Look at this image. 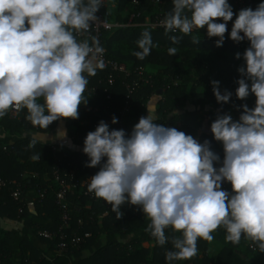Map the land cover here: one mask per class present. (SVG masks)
Returning <instances> with one entry per match:
<instances>
[{"label": "clouds", "instance_id": "obj_1", "mask_svg": "<svg viewBox=\"0 0 264 264\" xmlns=\"http://www.w3.org/2000/svg\"><path fill=\"white\" fill-rule=\"evenodd\" d=\"M172 3L171 12L160 21L166 33L190 35L206 28L208 38H218V47L235 15L229 38L249 42L242 54H236L244 64L237 69L235 95L241 101L254 95L255 105H240L236 120L222 114L211 123L214 140L223 146L222 161L209 140L200 143L158 123L149 109L130 134L110 129L101 120L84 139L86 166H99L87 190L110 204L116 219L123 217L121 206L126 203L140 208L150 220L145 231L159 246L169 242L166 229L180 233L171 238L174 250L166 251L168 264L195 257L198 239L211 242L220 227L226 230V242L238 245L243 237L264 253V0L238 14L229 0ZM103 4L104 0H0V117L26 109L27 119L41 129L61 118H79V106L87 103V77L106 65L99 41L93 37L90 44L77 36L90 31ZM180 39L170 37L173 44ZM192 39L200 44L199 37ZM137 45L140 50L133 55L140 60L158 47L148 30ZM177 52L176 47L168 48L169 55ZM211 83L217 102L228 103L232 92L222 94L220 82ZM41 98L43 103L38 102ZM117 122L113 116L111 123ZM65 135V130L57 133ZM225 181L231 192L222 189Z\"/></svg>", "mask_w": 264, "mask_h": 264}, {"label": "trees", "instance_id": "obj_2", "mask_svg": "<svg viewBox=\"0 0 264 264\" xmlns=\"http://www.w3.org/2000/svg\"><path fill=\"white\" fill-rule=\"evenodd\" d=\"M139 1L140 3L134 6L131 0H114V5L108 6L110 19L121 20L123 16L135 10L141 12L138 21H142L146 15L153 16L156 7L148 0ZM235 2L236 0H229L234 13L238 14L239 9L235 6ZM260 2L261 0H251V4L243 8L255 9ZM108 3L110 5L112 2ZM161 8L166 17L173 8L172 0H164ZM125 9L126 12H124ZM145 30L151 33L153 43L158 47H153L150 55L140 60L133 53L140 50L137 41ZM172 35L181 37L179 44L172 43L170 40ZM193 36L200 38V44L193 43ZM216 39L218 38L207 37L206 28L194 30L190 35H184L179 31L166 33L146 26L117 29L110 33L103 41L107 56L124 63L128 68L142 67L151 75L154 82L153 86L143 85L132 94L131 110L125 119V128H128L127 121L130 116H134L136 123L141 116H145L149 99L156 96L158 100L155 104V112L158 123L198 137L200 143H203L205 139L209 140L212 150L219 154L222 161L223 146L214 140L213 134L211 132L197 134L201 121L207 117L211 125L217 116L222 114H231L236 120L242 112L239 106L246 103L250 108L254 107L255 96L250 95L246 100L241 101L235 95V89L238 87L236 81L240 78L237 69L244 64L242 55L240 59H237L236 54H242L249 46V42L245 40L236 43L229 38L228 34H225V41L218 47ZM169 47H176L178 52L175 55H169ZM108 74L109 71L104 68L98 69L95 76L87 77L89 83L84 93L87 103L79 106L78 119H66L69 135L75 144H84V141L81 142L75 137V134L82 132L86 137L90 126L81 122L96 120L91 112L95 105L108 104L115 114L122 106L127 94L122 84L124 74L115 72L112 85L106 83ZM213 80L220 82L222 94L225 90L232 92L228 103L217 102L211 83ZM92 86L97 87V92L94 94L90 92ZM104 88H107L111 95L109 101L103 92ZM38 102L43 103V99L41 98ZM187 104H190L192 108L185 109L183 112L177 111L179 108L186 107ZM27 115V110L23 109L19 111L15 119L9 117V112L4 117H0V127L4 133L3 137L0 136V176L10 180V184L2 195L4 204L0 207V218L3 216L12 219L29 217L33 233H37L39 229V231H53L60 224V212L54 203L57 185L50 174L52 152L48 146L42 153V144L36 141L34 146H30L34 140L23 136V133L30 129L49 131L55 127L57 121L53 122L48 129H41L34 127L27 119ZM126 129L124 130L128 133ZM14 139L18 140L12 145H6L5 150L2 149L4 142ZM56 146L59 148L62 159L72 163L74 182L77 183V187L73 188L67 196L71 228L75 229L79 235L87 236L77 249L70 248L66 252L59 253L55 240H48L39 235L40 239L48 244L50 251L48 253L32 243L29 230H8L0 226V264H168L165 259L166 251L174 250L171 238L181 234L174 232L171 228L166 229L169 242L159 246L155 238L145 231L150 220L140 208L127 203L121 206L123 217L116 219L110 204L96 198L95 195L93 198L85 195L90 177L99 170V166L87 167L89 158L86 154L80 151H65ZM35 156L41 158L33 159ZM24 171L35 172L38 177L33 178L29 174L22 178L21 174ZM43 175H48V183L42 179ZM16 183H20L22 190L24 187H31L33 190L35 214H30L24 205L19 212L20 204L10 194ZM43 189L45 193L43 197H39L38 191ZM222 189L231 192L230 182ZM78 220H81L80 225L77 224ZM212 235L221 244V248L216 253L207 255L209 241L198 239V254L195 257L190 260L173 261L172 264H264V253L259 252L251 241L242 237L238 245L226 242V230L222 227ZM102 237L106 238L103 245L96 247L92 253L75 259L83 251L96 245ZM123 237L126 240H123ZM150 243H153L152 247L149 246Z\"/></svg>", "mask_w": 264, "mask_h": 264}, {"label": "built area", "instance_id": "obj_3", "mask_svg": "<svg viewBox=\"0 0 264 264\" xmlns=\"http://www.w3.org/2000/svg\"><path fill=\"white\" fill-rule=\"evenodd\" d=\"M109 1L112 3L109 5ZM151 5L156 7V12L153 16L146 15L142 21H138V18L141 16L140 11H131L126 16H123L121 20H111L110 19V11L109 7L114 5V0H104L103 6L100 8L99 12L97 13L98 20L95 21L91 29L88 33H84L83 35H78V40L87 39L89 43H92V38L95 37L96 40L99 41V45L104 49L102 59L106 65V69L109 71L108 76L106 77V83L108 85H112L114 83V73H123L124 80H123V87L126 89L127 94L122 103V106L117 114H115L108 104L106 105H95L91 112L93 116L96 118L93 122L83 120L82 124H86L90 126L89 131H94L98 123L103 120L109 124L110 128L118 127L122 129L125 128V119L131 110V101H132V94L136 92V90L143 86L149 85L153 86L154 82L150 74L145 72L142 67H134L128 68L124 63L118 62L113 60L107 56L106 49L103 46L104 39L113 31L117 29H126V28H135L146 26L154 29H160L165 31L164 27L160 25V21H162L165 16L163 15L162 11V4L164 0H148ZM131 3L134 6H137L140 1L139 0H131ZM251 0H236L235 6L240 10L241 8L250 5ZM234 21V20H233ZM233 21H229L227 23L228 33L231 31ZM223 22V21H218ZM91 93L97 92V87L92 86L90 88ZM105 93V97L107 101L111 100V95L108 92L107 88L103 89ZM19 111L9 110V117L11 119H15L18 116ZM115 116L118 118V122L116 124H112L111 120L112 117ZM127 132L130 134L131 130L129 128L126 129ZM211 132L210 124L208 122V118L205 117L200 124L198 129V133H207ZM75 137L80 140L81 142L84 141L85 135L81 133L75 134ZM3 150L6 149L4 146ZM52 152V167H51V178L54 183L57 185V189L55 190V198L54 203L57 206L60 212V224L56 230L48 231V230H41L39 231V235L48 240H55L57 251L59 253L66 252L70 248L77 249L80 244H82L85 240L87 235H79L75 229L71 228L70 224V208L68 203V193L77 187V183L74 182V169L72 167V163L67 162L62 159L59 148L56 145L50 146ZM229 182L225 181L222 183V187H226ZM10 184V180L0 176V207L4 204L2 200V195L8 185ZM22 187L20 183H16L14 189L11 191L12 198L20 204L19 212H21V206H23L21 195H22ZM45 193V189L39 190L38 195L39 197H43ZM85 195H88L90 198L94 197V193H90L88 191L85 192ZM108 204V203H107ZM81 220H78L77 224L80 225Z\"/></svg>", "mask_w": 264, "mask_h": 264}, {"label": "crops", "instance_id": "obj_4", "mask_svg": "<svg viewBox=\"0 0 264 264\" xmlns=\"http://www.w3.org/2000/svg\"><path fill=\"white\" fill-rule=\"evenodd\" d=\"M124 12H126V9L124 10ZM157 100H158V98L156 96H152L149 99L145 116L148 115V109H149L157 117V114L155 112V104H156ZM188 108H192V106L190 104H187L186 107L179 108L177 111L183 112V110L188 109ZM127 124H128V128L132 131L133 126L136 124L134 116H130L128 118ZM59 130H65L66 135L65 136H57V133ZM46 132L37 131L36 129H30L27 132L23 133V136H28L32 140L41 143L42 144V148H41L42 153H44L46 151L47 147L51 146V145H58L62 150L69 151V152H76V151L83 152L82 149L84 147V144L83 145L75 144L71 140V137L69 135V130H68V127L66 125V119L65 118H61L60 120H58L55 127L49 131H46ZM197 134H199V133H197ZM3 135H4L3 129L0 127V136L3 137ZM194 138L198 140V137H194ZM44 139H45V141H44ZM17 140L18 139H14L11 141H7V143L4 142L2 147L6 146V145H12ZM19 162H22V160H19ZM29 174L33 178L38 177L37 173H35V172L28 173L27 171H24L21 174V177L25 178V177L29 176ZM42 179L46 183L49 182L48 175H43ZM223 190L229 191L227 189H223ZM21 200H22L23 205L25 206L26 209H28L30 214L36 213L35 207H34V192L31 189V187L30 188L24 187V190H23L22 195H21ZM30 221L31 220L29 217L23 218V219H12L8 216H3L2 218H0V226L5 228V229H8V230H22V229L29 230V232L31 234L32 243L36 247L41 248L44 251L49 253L50 251L48 249L49 248L48 244L45 241L40 239V236H39V230L40 229L37 231V233H33L31 231ZM122 239L126 240L125 237H123ZM105 242H106V238L102 237V239L96 245H94L92 248H89L88 250L83 251L79 256H76L75 259H78L80 257H84V256L92 253L96 247L103 245ZM149 246L152 247L153 243H150ZM220 248H221V244H220L219 240L217 238H214L211 242H209L206 253H207V255H211L213 253H216Z\"/></svg>", "mask_w": 264, "mask_h": 264}]
</instances>
